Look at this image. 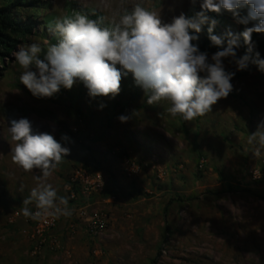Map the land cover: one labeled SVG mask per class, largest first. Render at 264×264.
Returning <instances> with one entry per match:
<instances>
[{
	"label": "rangeland",
	"instance_id": "374dc122",
	"mask_svg": "<svg viewBox=\"0 0 264 264\" xmlns=\"http://www.w3.org/2000/svg\"><path fill=\"white\" fill-rule=\"evenodd\" d=\"M138 2L162 23L193 7L191 0H25L13 15L35 25L32 35L16 38L12 52H0V264H264V201L244 193L264 197V149L255 158L247 143L264 120V73L256 66L237 71L225 59V70L235 72L233 91L193 121L172 117L167 101L149 105L131 72L122 77L115 98L90 97L78 79L71 90L37 98L19 80L23 70L13 53L32 42L46 51L53 43L44 28L47 16H67V6L76 3L100 14L107 26L115 12ZM221 14L226 19L215 28L242 32L231 13ZM258 37L254 51L264 58V34ZM235 51L237 58L245 54L241 47ZM120 115L128 116L127 122ZM13 118L29 119L34 130L70 148L46 180L37 179V170L26 173L12 163L15 142L7 129ZM64 134L68 141L61 140ZM78 170L101 175L103 190L72 199ZM41 182L50 183L58 197H68L72 215L59 217L56 247L36 252L33 220L21 209ZM83 206L108 220L102 238L92 240L77 219ZM28 207L37 210L35 203Z\"/></svg>",
	"mask_w": 264,
	"mask_h": 264
},
{
	"label": "clouds",
	"instance_id": "9594fccd",
	"mask_svg": "<svg viewBox=\"0 0 264 264\" xmlns=\"http://www.w3.org/2000/svg\"><path fill=\"white\" fill-rule=\"evenodd\" d=\"M196 3L197 0H191L193 8ZM244 9L246 14L241 15ZM222 10L245 25L244 30L234 33L229 29L220 36L214 35L217 21L208 13L220 14ZM250 23L252 26L247 27ZM205 24L209 25L211 46L219 49L210 58L198 43H193L199 36L189 32L198 34ZM47 31L56 37V42L46 51L32 42L19 45L13 53L15 63L23 70L20 82L37 98H50L61 88L71 90L77 79L88 89L90 97L115 98L121 91L122 77L131 72L149 105L167 101V112L172 117L179 115L184 121H193L211 112L213 105L233 91L231 81L235 72L225 70V59L230 58L229 63L237 71L254 65L264 73V58L254 51L256 44L252 40L254 33L264 34V0H202L200 11H194L190 17L181 13L171 23H162L156 12L138 2L131 10L115 12L107 26L103 17L91 19L77 11L56 19ZM241 39L246 52L237 58L235 50L242 46ZM103 107L101 104L100 108ZM118 119L123 123L129 117L120 115ZM8 124L11 141L15 142L10 146L12 163L26 173L37 170L38 180H46L71 153L54 135L34 130L27 118H13ZM61 140L69 138L64 134ZM247 143L253 156L259 157L264 149V120L249 134ZM20 190L23 191V185ZM33 203L35 212L28 207ZM22 204V214L32 220L72 215L68 197H58L50 183H38Z\"/></svg>",
	"mask_w": 264,
	"mask_h": 264
},
{
	"label": "trees",
	"instance_id": "16d2710c",
	"mask_svg": "<svg viewBox=\"0 0 264 264\" xmlns=\"http://www.w3.org/2000/svg\"><path fill=\"white\" fill-rule=\"evenodd\" d=\"M153 2H160V0H150ZM25 0H0V52L4 54H9L12 52L17 44L16 38L20 39H25L29 35H32L33 29H34V23L28 22V23H23L22 21H17L13 18V15L15 14L16 11H18L24 4ZM67 11L68 15H72L74 12H81L83 14H86L89 16L91 19H97L98 17H101L100 14L98 13H93L91 10L88 9H82L79 8L76 3H70L67 6ZM194 11H198L196 7H192L186 14V16H192L194 14ZM246 14V9L241 10V15ZM209 17L211 19H215L218 23H224V20L226 19V16L224 14H217L213 12L208 13ZM56 18L53 15H49L44 19V28L47 29L48 25L50 23H54ZM208 24H205L202 26V31L200 33H195L193 30H189L190 34L192 35H198L199 40L194 41L193 43H198L199 49L201 51H207L209 54L212 52H216L219 50L218 48L211 46V42L208 39V34H207V28ZM242 31L246 27L243 24H240ZM248 27V25H247ZM214 35H222L223 33L220 32L217 28H214L213 30ZM259 39L258 34L254 33L252 36V40L258 44L259 42L256 40ZM52 42H56V37L53 36ZM241 48L243 52H246V46L243 45V41L241 39ZM226 46V43H225ZM76 193L80 196L78 190H76ZM244 193H247L249 196L252 198H255L257 200H263L264 197L260 196L252 191H245ZM157 260L153 261V264H157Z\"/></svg>",
	"mask_w": 264,
	"mask_h": 264
},
{
	"label": "built area",
	"instance_id": "2783aa9c",
	"mask_svg": "<svg viewBox=\"0 0 264 264\" xmlns=\"http://www.w3.org/2000/svg\"><path fill=\"white\" fill-rule=\"evenodd\" d=\"M71 197L74 200L79 198L75 189L78 190L80 196L87 197L93 192H101L104 187V182L101 175H91L84 170L74 172L71 180ZM77 219L81 220L86 225L87 235L92 239L102 238L108 231V220L100 214L90 215L88 207L83 206L77 209ZM60 219L48 217L43 220H33V239L37 242L36 252L42 251L47 245L56 247L58 243L55 237V232L59 226Z\"/></svg>",
	"mask_w": 264,
	"mask_h": 264
}]
</instances>
